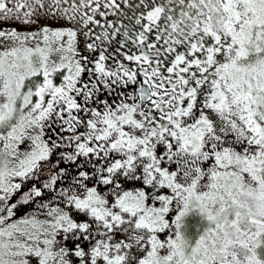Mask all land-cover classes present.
<instances>
[{"label":"snow or ice","instance_id":"1","mask_svg":"<svg viewBox=\"0 0 264 264\" xmlns=\"http://www.w3.org/2000/svg\"><path fill=\"white\" fill-rule=\"evenodd\" d=\"M0 264H264V0H0Z\"/></svg>","mask_w":264,"mask_h":264}]
</instances>
